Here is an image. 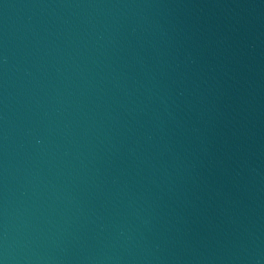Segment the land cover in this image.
<instances>
[{
  "label": "water",
  "instance_id": "95a60500",
  "mask_svg": "<svg viewBox=\"0 0 264 264\" xmlns=\"http://www.w3.org/2000/svg\"><path fill=\"white\" fill-rule=\"evenodd\" d=\"M0 264H264V0H0Z\"/></svg>",
  "mask_w": 264,
  "mask_h": 264
}]
</instances>
